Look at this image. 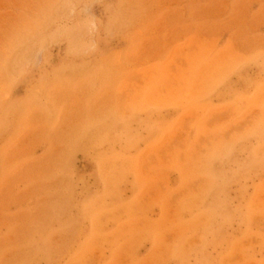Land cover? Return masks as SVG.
Returning a JSON list of instances; mask_svg holds the SVG:
<instances>
[{"label": "rangeland", "instance_id": "rangeland-1", "mask_svg": "<svg viewBox=\"0 0 264 264\" xmlns=\"http://www.w3.org/2000/svg\"><path fill=\"white\" fill-rule=\"evenodd\" d=\"M0 264H264V0H0Z\"/></svg>", "mask_w": 264, "mask_h": 264}]
</instances>
